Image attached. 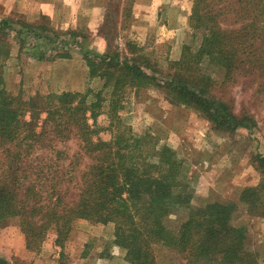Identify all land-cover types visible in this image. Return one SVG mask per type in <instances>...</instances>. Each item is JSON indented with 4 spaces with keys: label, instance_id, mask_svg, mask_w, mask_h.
I'll list each match as a JSON object with an SVG mask.
<instances>
[{
    "label": "trees",
    "instance_id": "obj_1",
    "mask_svg": "<svg viewBox=\"0 0 264 264\" xmlns=\"http://www.w3.org/2000/svg\"><path fill=\"white\" fill-rule=\"evenodd\" d=\"M188 24L201 32L200 44L195 52L184 47L166 75L150 74L134 44L127 53L108 48L83 54L89 77L110 90L109 125L92 127L88 117L96 124L102 91L87 102L92 91L25 98L6 89L14 30L11 19L0 20V224L17 219L27 250L38 251L51 229L55 245L62 246L72 224L82 219L112 224L114 244L129 264H158L156 246L176 251L182 264H258L247 246L248 227L235 216L242 205L248 214L264 217V156L252 159L260 183L243 189L238 202L192 208L173 231L169 216L189 208L191 200L182 164L168 147L152 148L148 136L133 138L118 115L127 91L153 86L172 104L195 110L217 132L256 128L251 115L234 113L228 90L248 78L264 97V0H192ZM38 27L56 37L76 36ZM64 50L54 57L68 58ZM71 139L82 153L70 155L61 145ZM84 158L89 162L83 164ZM0 264L9 263L0 258Z\"/></svg>",
    "mask_w": 264,
    "mask_h": 264
},
{
    "label": "rangeland",
    "instance_id": "obj_2",
    "mask_svg": "<svg viewBox=\"0 0 264 264\" xmlns=\"http://www.w3.org/2000/svg\"><path fill=\"white\" fill-rule=\"evenodd\" d=\"M191 3L192 0H86L75 29H64V25L59 28L61 15L52 24L45 16L7 14L0 7V20L11 19L14 30L9 38L10 56L4 67L5 87L10 93L25 98L79 88L68 91H92L87 102L94 101L93 95L102 91L103 102L97 109L96 124L90 117L88 122L92 127H106L110 90L104 89L98 78L89 77L83 54L104 53L108 48L127 53L129 45L134 44L139 49L136 56L148 66L150 74L154 71L156 75L159 72L166 75L168 63L177 61L184 47L195 52L200 44L201 32L192 30L188 24ZM91 6H98L96 12L99 17L98 10L101 11L102 16L97 35L104 45L95 49L89 47L92 37L87 28ZM58 11L64 13V9ZM40 25L56 32L71 30L76 36L41 33ZM61 47L69 54L68 58L54 57ZM56 61L60 64H55ZM53 64L55 69H52ZM239 80L228 90L229 101L236 115L246 112L254 118L256 128L250 133L243 130L233 134L217 132L195 110L172 104L153 86L127 91L118 111L122 124L130 129L133 138L148 136L152 148L168 147L182 164L191 200L189 208H181L169 216L167 225L173 231L187 219L192 208L215 201L238 202L243 189L255 187L261 181L252 159L256 154L264 156V97L255 93L256 86L250 79ZM44 117V114L39 116V126ZM26 120H29L28 115ZM61 145L70 155L81 152L76 139ZM88 162L87 158L83 159V164ZM72 193L70 199L74 198ZM235 220L247 225L248 249L256 255L258 264H264V217L250 215L239 205ZM55 238L54 230H49L40 249L30 251L35 253L34 258L21 259L17 255L19 247L25 243L24 235L17 219L8 220L0 224V257L9 264H129L124 250L114 244L112 224L79 219L72 224L62 246L55 245ZM155 255L158 264H182L180 255L172 249L156 246Z\"/></svg>",
    "mask_w": 264,
    "mask_h": 264
},
{
    "label": "crops",
    "instance_id": "obj_3",
    "mask_svg": "<svg viewBox=\"0 0 264 264\" xmlns=\"http://www.w3.org/2000/svg\"><path fill=\"white\" fill-rule=\"evenodd\" d=\"M84 1L86 2V0H0V7H2L5 10V13L7 14L11 12H16L27 17H33L35 15L45 16L52 22V24L54 23V19L58 18V16L61 15L62 20H60V26L59 24L57 26L59 28H63L62 25H64V29H75L78 26L80 13L82 9H84ZM97 8L98 6H91V9L89 10L91 16L87 20V28L88 31L91 33L92 37L90 39L91 43L89 47L93 49L102 46V44L104 45L103 39L99 38V36L97 35L99 22L102 17L101 11L99 10L98 12L100 14L98 17V14L96 12ZM63 9L64 13L61 14L58 10H62L63 12ZM57 62L59 61H56L54 63L57 65L60 64ZM52 69H55L54 64L52 65ZM71 74L75 75L76 72L71 71ZM68 90H79V88L61 89L59 90V93L67 92ZM18 252L20 254H18L17 257L21 259H33L35 254L26 249L25 243L21 244V247H19Z\"/></svg>",
    "mask_w": 264,
    "mask_h": 264
}]
</instances>
